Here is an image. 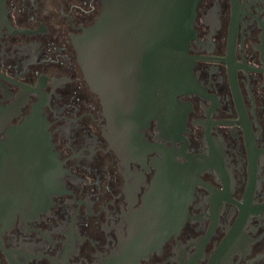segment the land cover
Segmentation results:
<instances>
[{
	"label": "flooded vegetation",
	"instance_id": "af4514ba",
	"mask_svg": "<svg viewBox=\"0 0 264 264\" xmlns=\"http://www.w3.org/2000/svg\"><path fill=\"white\" fill-rule=\"evenodd\" d=\"M101 5L0 0V150L42 127L58 168L0 223V264H264V0L199 1L189 85L136 150L73 42Z\"/></svg>",
	"mask_w": 264,
	"mask_h": 264
},
{
	"label": "water",
	"instance_id": "95a60500",
	"mask_svg": "<svg viewBox=\"0 0 264 264\" xmlns=\"http://www.w3.org/2000/svg\"><path fill=\"white\" fill-rule=\"evenodd\" d=\"M199 1L102 0L94 22L73 40L91 90L129 150L151 118L166 120L189 85L187 47ZM28 130L0 150V223L34 211L53 193L58 168L50 135L42 127Z\"/></svg>",
	"mask_w": 264,
	"mask_h": 264
}]
</instances>
